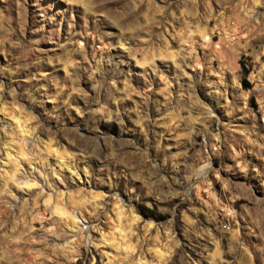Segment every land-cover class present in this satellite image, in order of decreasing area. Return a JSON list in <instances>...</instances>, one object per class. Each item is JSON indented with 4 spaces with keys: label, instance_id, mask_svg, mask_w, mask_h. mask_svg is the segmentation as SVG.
I'll return each instance as SVG.
<instances>
[{
    "label": "rangeland",
    "instance_id": "obj_1",
    "mask_svg": "<svg viewBox=\"0 0 264 264\" xmlns=\"http://www.w3.org/2000/svg\"><path fill=\"white\" fill-rule=\"evenodd\" d=\"M0 264H264V0H0Z\"/></svg>",
    "mask_w": 264,
    "mask_h": 264
},
{
    "label": "trees",
    "instance_id": "obj_2",
    "mask_svg": "<svg viewBox=\"0 0 264 264\" xmlns=\"http://www.w3.org/2000/svg\"><path fill=\"white\" fill-rule=\"evenodd\" d=\"M138 209L142 214L146 216H150L153 213V209L145 204H139Z\"/></svg>",
    "mask_w": 264,
    "mask_h": 264
}]
</instances>
